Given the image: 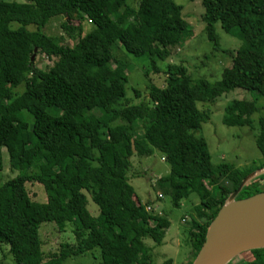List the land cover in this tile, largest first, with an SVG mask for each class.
<instances>
[{
	"label": "trees",
	"instance_id": "16d2710c",
	"mask_svg": "<svg viewBox=\"0 0 264 264\" xmlns=\"http://www.w3.org/2000/svg\"><path fill=\"white\" fill-rule=\"evenodd\" d=\"M200 1L204 32L216 49L217 24L242 41L229 54L230 67L220 81L209 83L193 82L183 66L168 64L165 85L149 83L148 102L130 105L124 100L126 65L113 49L146 57L160 72L158 63L166 61L170 48L191 35L180 6L171 0H137L135 6L132 0H0V171L4 149L10 169L18 172L0 185V248L8 247L13 264H62L95 250L98 264H151L143 240L160 244L169 221L146 211L127 174L134 154L148 157L153 151L169 167L158 185L173 207L192 194L199 198L188 233L192 259L187 264H192L229 195L264 168V116L254 139L262 160L242 170L213 164L206 140L197 135L209 120L197 103H214L236 89L264 97V0ZM73 14L80 18L76 26L69 20L61 24L73 46L42 32L53 18ZM83 21L93 26L90 32L84 33ZM34 49L56 61L45 71L36 68ZM20 86L22 92H16ZM259 111L255 101L234 100L225 107L223 123L254 130L252 116ZM28 183L43 186L45 203L30 199ZM261 192L264 173L236 199ZM87 196L98 216L87 210ZM44 223L60 232L71 224L75 244L46 257L39 238ZM250 253L251 260L239 263L240 254L228 264H264V249Z\"/></svg>",
	"mask_w": 264,
	"mask_h": 264
},
{
	"label": "rangeland",
	"instance_id": "374dc122",
	"mask_svg": "<svg viewBox=\"0 0 264 264\" xmlns=\"http://www.w3.org/2000/svg\"><path fill=\"white\" fill-rule=\"evenodd\" d=\"M26 3L27 0H3ZM137 0H132L131 4L136 5ZM182 8L181 16L191 28V35L184 42L174 48H170V55L164 63H158L160 72L155 73L150 67V62L146 57H134L120 48L113 49V55L117 60L125 62V72L128 76L124 86L125 99L130 105L141 102H148L147 87L149 83L156 87L165 85V66L168 64L181 65L193 82L206 80L209 83L220 81L224 69L231 65V53L235 52L242 44L241 39L236 35L226 34L219 24L215 26L219 47L216 49L204 32L202 15L204 13L200 0H171ZM69 20L76 26L80 18L73 15L53 18L42 30L50 37L55 38L59 44L73 46V41L62 30L61 24ZM85 28L84 33L93 29L86 21L81 22ZM16 24H11V28H16ZM29 30H35L31 26ZM55 59H48L44 54L36 51L33 60L34 66L40 70L49 69ZM112 68L115 64L112 63ZM146 74V76H145ZM23 86L15 91L22 92ZM135 92L139 93L136 97ZM234 100L255 101L260 111L252 116L254 120V130L248 127H227L223 123L225 107ZM199 110L208 114L209 120L202 125L198 136H202L208 145L209 153L213 164L221 162L228 163L237 169H244L251 163L259 164L262 160L258 149L255 146V135L258 133V118L264 116V97H259L256 93L240 89L230 91L217 98L214 103H197ZM13 111L18 109L14 104ZM134 128V132H135ZM137 134H141L140 127ZM2 151V170L0 171V185L15 178L18 172L12 171L9 167L8 156L4 149ZM264 171V170H263ZM169 172L168 165L164 158L157 151H153L151 156L139 157L136 154L131 158V169L127 174L128 183L133 187L135 195L142 205L147 206L146 211L169 221V228L165 230L164 237L160 244L154 243L151 239H144L143 243L150 255L151 264H187L191 261L192 247L189 239L191 229L190 217H195V207L199 204V198L193 194L185 201L181 202L180 208H174L170 196L160 188L158 181ZM256 178L250 180L247 185L254 186ZM246 185V186H247ZM26 190L30 199L34 202L45 203L46 193L42 185L38 183L26 184ZM87 210L92 216H98L99 210L87 196ZM73 226L66 225L64 231L60 232L56 225L44 223L39 228V238L42 241V251L46 257L57 254L60 246L75 244L72 234ZM250 251L240 255L239 263L252 259ZM101 261L99 251L87 252L77 256H69L62 264H98ZM0 264H13L12 257L8 253V247L3 245L0 248Z\"/></svg>",
	"mask_w": 264,
	"mask_h": 264
},
{
	"label": "water",
	"instance_id": "95a60500",
	"mask_svg": "<svg viewBox=\"0 0 264 264\" xmlns=\"http://www.w3.org/2000/svg\"><path fill=\"white\" fill-rule=\"evenodd\" d=\"M263 170L248 175L229 195L208 226L204 243L192 264H228L244 252L264 249V192L236 199L247 183L264 173Z\"/></svg>",
	"mask_w": 264,
	"mask_h": 264
}]
</instances>
